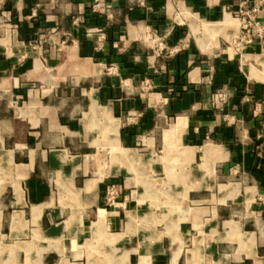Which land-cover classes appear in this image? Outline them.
Wrapping results in <instances>:
<instances>
[{"label": "crops", "instance_id": "0c3cea01", "mask_svg": "<svg viewBox=\"0 0 264 264\" xmlns=\"http://www.w3.org/2000/svg\"><path fill=\"white\" fill-rule=\"evenodd\" d=\"M241 1L0 0V264H264Z\"/></svg>", "mask_w": 264, "mask_h": 264}, {"label": "built area", "instance_id": "2783aa9c", "mask_svg": "<svg viewBox=\"0 0 264 264\" xmlns=\"http://www.w3.org/2000/svg\"><path fill=\"white\" fill-rule=\"evenodd\" d=\"M102 2H97L94 7L102 6ZM233 14L238 18L239 36L234 42L236 50L242 51L246 46L253 42L260 41L264 49V0H243L238 7L233 10ZM98 33V48L102 47V42L105 34L102 28L93 30ZM67 44L66 40L55 42L58 50H61ZM118 188L117 185L111 183L106 189L105 202L106 204H114L117 200Z\"/></svg>", "mask_w": 264, "mask_h": 264}]
</instances>
